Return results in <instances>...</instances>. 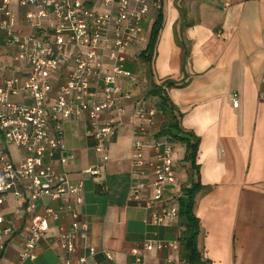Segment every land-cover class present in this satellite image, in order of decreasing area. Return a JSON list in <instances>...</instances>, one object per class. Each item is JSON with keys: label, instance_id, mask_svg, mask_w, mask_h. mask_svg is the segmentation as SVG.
<instances>
[{"label": "crops", "instance_id": "1", "mask_svg": "<svg viewBox=\"0 0 264 264\" xmlns=\"http://www.w3.org/2000/svg\"><path fill=\"white\" fill-rule=\"evenodd\" d=\"M160 5L162 22L150 61L140 57L147 40L128 49L124 68L135 80L120 76L118 84L132 98L122 101L124 112L98 175L86 172L100 157L88 136L86 115L62 122L65 151L75 155L64 169L71 181L83 183L80 223L87 225L88 241L97 249L100 264H132L136 255L150 263L169 259V264H177L176 251L142 249L147 239L175 240L176 222L151 225L148 211L128 198L133 141H152L157 128L155 112L154 122L138 132L133 110L137 102L154 108L156 97L148 91L153 84L161 85L180 113L181 126L199 137L196 163L204 187L196 195L195 214L202 252L213 264H264V0H160ZM11 8L21 32H31L24 19L26 8L15 3ZM156 11L151 9L145 20L147 39ZM15 54L16 47L0 34V81L24 73ZM71 66L72 60L60 65L58 84ZM167 81L174 85L167 86ZM234 98L237 106L232 105ZM12 99L30 101L23 95ZM14 149L10 153L17 160L21 154ZM173 150L177 179L183 182L190 165L181 161L182 146ZM144 153L152 157L150 148ZM62 204L44 197L37 202V212ZM19 206L12 196L6 199L3 210L16 233L0 254V264H65L68 257L87 254L80 246L72 255L59 248L56 234L71 223L70 216L60 214L49 221L35 258L22 259L19 251L29 219L14 215Z\"/></svg>", "mask_w": 264, "mask_h": 264}, {"label": "built area", "instance_id": "2", "mask_svg": "<svg viewBox=\"0 0 264 264\" xmlns=\"http://www.w3.org/2000/svg\"><path fill=\"white\" fill-rule=\"evenodd\" d=\"M12 3L25 7L24 19L33 30L23 34ZM160 0H0V34L16 47L14 61L25 71L0 81V254L15 235L16 227L4 213L6 199L19 202L16 217L27 215L29 224L19 256L34 259L40 241L46 236L50 220L68 215V229L56 234L59 248L72 255L80 246L87 254L65 259V264H100L97 249L88 241L87 225L80 223L79 207L84 202L83 183L71 181L64 169L74 159L65 151L62 122L86 115L88 136L98 163L86 170L98 175L108 160V145L116 132L117 120L124 112L123 100L132 94L118 84L120 76L135 80L124 68L128 49L147 40L145 20ZM72 66L57 83L61 64ZM0 62V73L3 69ZM23 95L29 103L12 99ZM233 99L232 105L237 106ZM155 108L136 103L133 120L138 132L154 122ZM108 113L106 118L103 114ZM20 157L14 160L10 146ZM146 148L152 157L145 156ZM173 146L165 139L133 141L128 198L148 211L151 225L167 226L177 221V208L165 201V194L178 189ZM57 167V168H56ZM62 200L58 209L45 207L37 212L38 200ZM143 251H177L176 240L147 239ZM133 253H138L133 250ZM107 258H111L106 253ZM136 255L132 264H169V259L153 263Z\"/></svg>", "mask_w": 264, "mask_h": 264}, {"label": "trees", "instance_id": "3", "mask_svg": "<svg viewBox=\"0 0 264 264\" xmlns=\"http://www.w3.org/2000/svg\"><path fill=\"white\" fill-rule=\"evenodd\" d=\"M161 22L162 10L158 8L149 30L146 45L140 51V57L145 62H149L151 59ZM166 84L167 86L174 85L172 81H167ZM148 94L156 97L154 108L157 128L153 138L165 139L173 148L178 145L182 146L184 155L181 161L188 162L190 165L188 178L183 182L178 180V189L173 193L165 194V201L177 208V221L173 226L176 231L175 240L178 243L177 264H213L199 246L201 227L199 218L195 214L196 195L204 187L199 181V166L196 163L199 137L181 126L180 113L176 111L161 85L153 84Z\"/></svg>", "mask_w": 264, "mask_h": 264}, {"label": "rangeland", "instance_id": "4", "mask_svg": "<svg viewBox=\"0 0 264 264\" xmlns=\"http://www.w3.org/2000/svg\"><path fill=\"white\" fill-rule=\"evenodd\" d=\"M153 17H154V16H153ZM10 148H11L12 150H15V149H14L15 147H14V146H12V145L10 146Z\"/></svg>", "mask_w": 264, "mask_h": 264}]
</instances>
